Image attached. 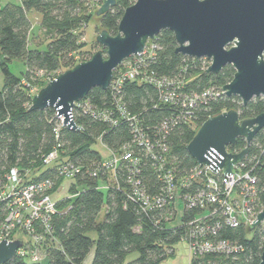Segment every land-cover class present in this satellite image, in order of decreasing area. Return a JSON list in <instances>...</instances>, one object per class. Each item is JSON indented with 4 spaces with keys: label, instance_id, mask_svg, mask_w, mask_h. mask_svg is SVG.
I'll return each instance as SVG.
<instances>
[{
    "label": "trees",
    "instance_id": "obj_1",
    "mask_svg": "<svg viewBox=\"0 0 264 264\" xmlns=\"http://www.w3.org/2000/svg\"><path fill=\"white\" fill-rule=\"evenodd\" d=\"M102 1L19 0L0 6V69L3 75L0 88V181H4L5 174L15 167L22 174L24 182L50 178L55 183L53 191L56 190L62 180L68 178L59 176L56 167H45L42 157L60 142V159L67 160L79 171L69 178L70 196L57 200L61 213L53 220L55 241L46 238L43 244L47 264H83L91 249L93 257L90 264H160L167 256L174 254L177 242L181 239L187 241V222L192 218H204L211 210L212 206L209 205L188 209L182 200L185 193L201 189L202 180L191 181L187 188L179 191L180 196L162 208L145 209L134 195L133 187L126 181L128 172L124 164L127 162L116 166L115 178L103 173L100 163L104 155L95 149L97 141H101L104 149L113 152L121 151L126 146L138 158L135 175L140 180V187L147 194H152L159 190L160 181L143 147L133 140L134 125H138L142 135L151 141H163L166 150L162 153L158 149V153L165 157L167 168L174 172L176 178H180L197 166L186 145L203 121L229 109H235L241 120L252 118L264 112V98L256 97L242 105L237 96L221 95L199 103L190 117L175 123L180 109L159 101L158 90L153 84L128 80L122 84L119 92L110 86L106 90L94 87L80 100L88 102L93 110L113 112L116 124L95 119L84 108L74 107L73 119L80 130L73 131L59 125L51 108L29 110L31 97L35 94L32 78L41 72H55L60 67L66 70L77 63L73 59L74 54L84 45V30L81 28L91 17L85 14V5H101ZM134 1L116 0L113 7L97 17L98 29L116 35L124 9ZM30 11L40 14L39 26L46 38L45 49H38L29 42L31 22L27 15ZM152 41L157 48L150 58L144 60L140 70L158 77L181 80L185 93H201L208 87L220 89L233 77L234 69L230 65L224 66L218 73H206L204 58H192L175 52L176 42L169 30H162ZM11 59L23 61L25 71L21 76L10 71L8 62ZM118 106L125 109L126 117L117 113ZM57 127L59 133L56 137ZM245 146V139L238 137L227 149L239 152ZM242 162L243 168L250 170L257 178L255 205L257 209H262L264 127L254 135ZM76 186L81 190L76 191ZM178 201L183 208L181 223L171 227L169 224L175 216ZM102 208L103 216L98 219ZM3 215L1 203L0 223ZM215 219H209V222ZM88 232H95L96 239L88 236ZM208 237L214 241L237 243L242 249L233 254L197 255L190 258L188 264H259L264 251L263 225L248 231L242 225L230 227L222 224L216 234ZM130 252H137L138 255L125 262ZM2 264L40 263L15 255Z\"/></svg>",
    "mask_w": 264,
    "mask_h": 264
},
{
    "label": "water",
    "instance_id": "obj_2",
    "mask_svg": "<svg viewBox=\"0 0 264 264\" xmlns=\"http://www.w3.org/2000/svg\"><path fill=\"white\" fill-rule=\"evenodd\" d=\"M116 0H103L95 11L105 14ZM169 30L176 42L175 52L192 58H208L206 73H218L230 65L234 74L221 87L225 96H237L242 105L264 98V0H135L118 22L117 34L101 29L95 41L101 49L49 80L32 97L29 110L51 108L62 126L79 131L73 119L76 102L91 88L106 90L114 70L127 58L140 53L148 40ZM105 50V52H104ZM264 127V112L240 119L235 109L209 116L186 145L194 161L224 176L248 152L254 135ZM238 137L246 146L239 152L227 147ZM264 221V207L248 226L252 231ZM21 240L0 241V264L15 256ZM259 264H264V251Z\"/></svg>",
    "mask_w": 264,
    "mask_h": 264
},
{
    "label": "built area",
    "instance_id": "obj_3",
    "mask_svg": "<svg viewBox=\"0 0 264 264\" xmlns=\"http://www.w3.org/2000/svg\"><path fill=\"white\" fill-rule=\"evenodd\" d=\"M157 45L154 41L148 40L143 50L131 58L125 59L113 72L109 86L115 91L120 90L122 84L128 80L145 81L153 84L159 93V101L171 104L175 109L179 108L175 123L190 117L193 109L199 104L210 99L224 95L222 89L208 87L201 93H185L182 81L176 78L158 77L152 73L142 72L140 66L146 58H150ZM203 68L210 64L208 58ZM143 61V62H142ZM119 92V91H118ZM74 107H82L85 111L98 120L116 124L113 112L109 110H93L88 102L75 103ZM117 113L126 117L128 114L122 107L117 108ZM134 119L135 117L132 116ZM59 125L62 126V120ZM127 119H129L127 117ZM173 120V122H174ZM163 128H166L163 125ZM59 128L55 129V136H58ZM165 130V129H164ZM132 132L134 141L138 146L143 147L145 154L154 165L155 172L160 181L159 190L147 194L145 189L140 187V180L137 173L138 158L131 154L126 146L121 151L113 152L105 148L104 159L100 168L109 178H115L116 166L127 162L124 167L127 169L126 181L133 187V193L142 202L145 209H159L164 204L171 203L179 195V191L187 188L193 180H202V188L194 193H185L182 200L186 208L212 206L204 218H192L187 222L189 232L187 234V245L190 251V258L197 255L210 253L233 254L242 248L237 243L227 240H211L209 235L216 234V230L222 224L230 227L248 226L255 220L256 215L261 211L255 205L256 200V176L243 168V162L233 167L232 173L224 176L221 172L213 173L208 166H195L189 173L180 178L165 165V157L162 153L166 147L162 140L151 141L144 134L142 135L138 125H134ZM57 139V138H56ZM61 143L56 145L42 157L45 167H56L57 174L64 178H72L79 171L78 167L70 164L67 160H61ZM156 148V149H155ZM95 174V173H92ZM113 180V179H112ZM111 181V179H110ZM55 183L50 178L37 181H23V176L15 167L9 169L0 181V204L3 205L4 215L0 223V241L21 240L22 245L16 250L15 255L27 258L32 262H40L46 257L43 244L46 238L55 241L53 237V220L60 215L57 200H52ZM216 218L213 222L209 219ZM264 226V221L260 224ZM41 254L43 256H41Z\"/></svg>",
    "mask_w": 264,
    "mask_h": 264
},
{
    "label": "rangeland",
    "instance_id": "obj_4",
    "mask_svg": "<svg viewBox=\"0 0 264 264\" xmlns=\"http://www.w3.org/2000/svg\"><path fill=\"white\" fill-rule=\"evenodd\" d=\"M19 0H0V6L2 7L6 3H16ZM98 3V2H96ZM95 6V5H94ZM93 5L87 4L85 5V14L86 15H91L89 21L85 25L83 23L82 25V30L83 35H82V41L84 42V45L79 49V53L74 54V61L80 62L87 60L91 57V55L101 49V46L96 43L95 41V36L97 33L101 30L98 29L97 25V16L95 15V11L97 9L94 8ZM100 5H96L95 7H99ZM28 18L31 22V31L29 32V42L31 45L38 46V49H45L46 47V38L40 31V26H39V21H40V14L35 12V11H30L28 12ZM8 67L10 71L16 75V76H21L22 73L25 71V65L23 61L19 59H11L8 62ZM64 71V67H60L58 70L55 72H50V73H39L37 76L32 78V85L34 87V92L36 93L41 87H43L49 80L57 76L59 73ZM3 85V75L0 69V88ZM95 149L101 154H105V149L101 144V141L98 140L96 145L94 146ZM228 150V149H227ZM70 179H63L62 182L59 184L58 188L54 190L51 193V198L52 200H60L63 198H66L70 196V192L68 191L69 184H70ZM76 191H80L81 187L76 186ZM176 213L169 224V226L174 227L177 225H180L181 219H182V214H183V208H182V203L179 201L176 203ZM103 211L104 209L102 208L101 211L98 214V219H100L103 216ZM88 236H90L92 239H96V233L95 232H88ZM137 252H130L126 255L125 257V262H129L137 257ZM41 256H43L41 254ZM93 257V249L89 251L87 256L85 257L83 264H90L91 260ZM190 259V251L187 245V242L184 239H181L179 242H177L174 246V254L167 256L164 260L160 262V264H188ZM48 260L47 258H42L41 261L39 262L40 264H47Z\"/></svg>",
    "mask_w": 264,
    "mask_h": 264
}]
</instances>
